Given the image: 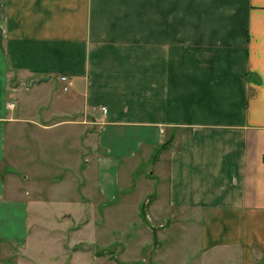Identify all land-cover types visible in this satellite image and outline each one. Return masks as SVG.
I'll return each mask as SVG.
<instances>
[{
	"label": "crops",
	"instance_id": "1",
	"mask_svg": "<svg viewBox=\"0 0 264 264\" xmlns=\"http://www.w3.org/2000/svg\"><path fill=\"white\" fill-rule=\"evenodd\" d=\"M152 158L181 244L158 264H264V0H0V264H98L79 212L131 204Z\"/></svg>",
	"mask_w": 264,
	"mask_h": 264
},
{
	"label": "rangeland",
	"instance_id": "2",
	"mask_svg": "<svg viewBox=\"0 0 264 264\" xmlns=\"http://www.w3.org/2000/svg\"><path fill=\"white\" fill-rule=\"evenodd\" d=\"M62 159L65 162H69L70 158ZM153 158L151 161L145 163L140 167L139 173L134 175L133 188L126 192L130 196H134L131 204L120 205L116 209L106 211L108 205L97 206L94 205L92 210L80 211V220L88 222L91 225V230L85 232L84 236H88L93 241V257L94 263L98 264H158V262L164 263L166 253L159 255L153 253L152 248L154 245H160L162 249L173 246H180V242L174 237L175 226L174 223L179 219L178 212L168 208V202L166 200L164 186L158 187L156 181H150L151 168L153 164ZM72 162V159H71ZM52 165L51 167H53ZM16 169L15 172L23 179L21 167ZM53 175H64L63 169L59 168L54 170ZM82 184L84 182V175H75ZM142 177V179H141ZM144 178V179H143ZM141 179V183L139 181ZM158 182V181H157ZM161 184V183H160ZM141 187V190H140ZM41 189H45L48 197L47 208L44 209L43 215L47 218L48 225L54 221L55 217L59 214H69L70 210H75L76 207L71 206L72 202L70 197L76 195V190L73 187V182L67 179L64 182L56 183V185L43 186ZM160 195V196H158ZM136 202H138L136 204ZM111 207V206H110ZM71 220H67V222ZM160 235V236H159ZM162 235V236H161ZM44 243H40L43 247L44 256L48 257L55 255L60 251V248L54 244L52 239L47 236L43 240ZM125 248V249H124ZM142 249V250H140ZM124 253H119V251ZM173 250H177L174 249ZM225 259L231 258L229 253L223 254ZM125 260V261H122ZM171 262L173 264H184L185 261L189 262L186 258L184 260V254L179 249L171 256ZM158 261V262H157Z\"/></svg>",
	"mask_w": 264,
	"mask_h": 264
},
{
	"label": "built area",
	"instance_id": "3",
	"mask_svg": "<svg viewBox=\"0 0 264 264\" xmlns=\"http://www.w3.org/2000/svg\"><path fill=\"white\" fill-rule=\"evenodd\" d=\"M60 81H61V83H62L63 86H64V88H63L64 91H68L69 87H70L71 84H72L71 81L69 80V78L63 76V77L60 78ZM12 106H14V105H12ZM102 111H103L104 114L107 113V109H106V108H103Z\"/></svg>",
	"mask_w": 264,
	"mask_h": 264
},
{
	"label": "water",
	"instance_id": "4",
	"mask_svg": "<svg viewBox=\"0 0 264 264\" xmlns=\"http://www.w3.org/2000/svg\"><path fill=\"white\" fill-rule=\"evenodd\" d=\"M50 80V78H45V79H41L39 81H35V82H32L31 85H38V84H41V83H45V82H48Z\"/></svg>",
	"mask_w": 264,
	"mask_h": 264
}]
</instances>
